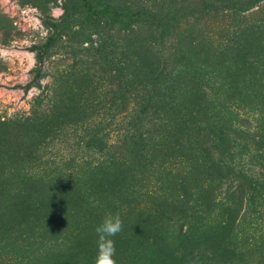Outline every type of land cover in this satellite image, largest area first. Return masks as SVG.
Returning <instances> with one entry per match:
<instances>
[{
    "label": "rangeland",
    "instance_id": "1",
    "mask_svg": "<svg viewBox=\"0 0 264 264\" xmlns=\"http://www.w3.org/2000/svg\"><path fill=\"white\" fill-rule=\"evenodd\" d=\"M103 1L162 14L165 23L80 26L82 0H0V262L21 250L16 264H95L91 228L74 258L56 257L66 232L54 216L74 209L82 223L112 200L137 201L127 196L131 186L157 185L167 194L158 216L136 209L112 237L117 264H179L175 255L211 253L264 264V145H251L264 134V0ZM66 24L75 28L59 33L43 77L26 91L37 63L31 48ZM248 112L249 143L227 131ZM209 160L224 172L219 184ZM181 161L178 176L156 174ZM227 190L231 213L202 205ZM181 226L191 230L186 247L176 241ZM27 237L22 249L17 239Z\"/></svg>",
    "mask_w": 264,
    "mask_h": 264
},
{
    "label": "trees",
    "instance_id": "2",
    "mask_svg": "<svg viewBox=\"0 0 264 264\" xmlns=\"http://www.w3.org/2000/svg\"><path fill=\"white\" fill-rule=\"evenodd\" d=\"M82 1L85 5L87 12H86L85 18L80 23V26H85V25L92 23V22H95L99 19H108L111 22H141L142 21V22H152L155 24H162V25L165 23L166 17H164L162 14H154V13H149V12H145V11L127 12V11L119 9L117 6L113 5L110 2L103 1V0L98 1L99 6L94 5L90 0H82ZM74 28H75L74 26L68 25V24L59 25V26H57V32L53 36H51L44 45L34 46L33 48H31L33 51L38 50L37 59H36L37 63H36V67L34 69L33 83H30L26 86V91H29V89L32 87V85H35V84L38 85L39 81L43 77V66H44L46 54L48 53L49 49L55 43L59 33L64 31V30H67V29L71 30ZM111 110H113V109L110 108V111ZM247 115H248V118H246V116H241V118H238V120L236 121V124L238 123L237 127L233 122L231 123L233 125H231V127H229V129L232 127H235L233 132H231L229 129H227V131L229 133H232L233 135H235L236 140H239L240 137H243L242 141L249 143L250 140H248V139L249 138L251 139L252 136L246 135L244 132V129L248 128L247 124L249 123L251 116H253L254 114H251V112H248ZM235 130H238V133L235 132ZM157 136L161 137L163 135H157ZM158 137H157V139H158ZM149 141H153L152 138L149 139L147 142L145 141V144L149 143ZM260 144L264 145V134L262 136H260V141H258L254 137L252 139L251 145H254L255 147H257ZM153 145L155 148V144H153ZM130 146H132V142L130 143ZM115 147L117 148V145L115 146V145L110 144V151L111 150L113 151V148H115ZM152 150H153V153H157V150H154V149H152ZM116 157L117 156L110 157L111 166L113 164H115V160L117 159ZM117 161H118V159H117ZM184 163H186V161L185 162L181 161L177 164V166H175L173 168L167 167V164H166V168L163 170H160L159 172H156V174L167 175L166 176L167 179H168V176H171L172 174H177L176 176H178L180 170L182 169L181 166ZM208 163L210 164V166H209L210 173L208 172V176H209L212 184H214V181L216 184L221 183V181L224 177V172L222 171V169H220L218 167L220 165H217L214 161L211 162V160H209ZM174 171H175V173H174ZM13 180L15 181V179H13ZM253 181L257 182L258 181L257 177H253L252 180L247 178V184L244 183V185H248V188H250L251 186H253ZM15 182H17V181H15ZM15 182H13V183L16 184ZM164 184H166V182ZM17 185L22 186L24 184H17ZM145 186H147V185H145ZM214 187H215V185H214ZM16 190L20 191L21 189L17 186ZM241 191L244 192V189L241 190V186H239L237 189V192L239 194H241ZM127 196L129 198L134 197V198H136V200L137 199L140 200V202L137 200V201L128 202V203L127 202L118 203L115 200H112V202H114V204L111 208H110V206L105 207L103 209V213L98 212V214H97L94 211H92L91 213H88V218L85 221H83L82 223L80 222V216L79 217L77 216V213H75L74 209H71L65 213L62 212V213H59L58 215H55L54 218L55 217L62 218L60 221H56L57 225H55V226L57 228L60 227V228L64 229L66 232V235H64L62 231H61V233L59 232L60 234L63 235L64 242L62 243L61 241H59L58 243H56V245L58 246L57 247L58 249L55 251V252H58V255L56 257L57 258H65V257L74 258L77 255L78 248L82 247L81 241L84 240L83 234L85 233V231L87 232L88 228L95 230L102 223V221L109 216L119 215L122 219L123 225L125 226L129 222L128 218L133 213H136V209L140 208V209L146 210L148 212V211H150V209L152 207L153 208V216L156 217V216H158L157 214L160 213V208L162 206H164L165 203L167 202V194L163 195V191L161 190V188H157V185H155L153 187H148V186L144 187V185H142V186L133 185V186H131L130 193ZM170 199H173V198H170ZM201 199H200V201H201ZM176 200L178 201L177 198H176ZM172 201L176 204L175 199H173ZM200 201L198 200V194H197L196 203H200ZM201 203H202V205L210 207L211 209L225 211L226 214L231 213L233 206L236 205L235 200H233V192H229L228 190L226 191L225 197L224 198L222 197L219 201H218V199H215V200H209L208 199L207 203H203V202H201ZM173 210L175 212L179 211V209H177V208H174ZM90 216H95V218L94 217L91 218ZM77 221L79 224L77 223ZM190 231L191 230L185 231L184 227H182V226L177 229V231H176L177 233L175 234V235H177L176 241L178 243H181L180 244L181 246L186 247L184 245V242H189L192 239ZM55 233H58V232H55ZM252 235H255V233H253ZM12 238L13 237H11V239ZM29 240H30V237H27L26 239H17V242L20 241V244L22 245V249H26L27 247L29 248V244L27 243ZM251 240H253V237L250 236L247 238V241H251ZM17 242L14 246V249H13V244L11 242H9L10 243L9 247H11V249H13L15 251H19L20 249H18L19 246H18ZM46 245L47 244H45V246ZM180 249H184V248H180ZM180 251L181 250H178L176 253H179ZM173 253H175V252H173ZM10 254H12L14 256V258L12 259L13 262L12 261H7V262L3 261V262H0V264H16L19 262L21 263L25 260L24 254H21V250L17 254H15V252L10 251ZM178 256H180V255H175V258L173 257V259H174V262L177 259V262L179 264H197L196 261L199 258L202 260V264H236L234 261H231L230 257H228V256H225L222 259L219 258V260L217 261L215 253H211L210 255H207V256L202 255L198 259H196L194 257H190V256L187 257L186 255H182L180 257H178ZM37 260H39V258H34L33 261L35 262ZM28 264H29V262H28Z\"/></svg>",
    "mask_w": 264,
    "mask_h": 264
},
{
    "label": "clouds",
    "instance_id": "3",
    "mask_svg": "<svg viewBox=\"0 0 264 264\" xmlns=\"http://www.w3.org/2000/svg\"><path fill=\"white\" fill-rule=\"evenodd\" d=\"M122 230L119 215L109 216L95 229L97 234V254L95 264H117L115 241L112 237Z\"/></svg>",
    "mask_w": 264,
    "mask_h": 264
}]
</instances>
